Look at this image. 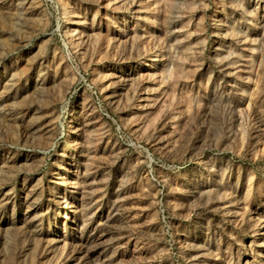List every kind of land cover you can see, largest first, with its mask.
<instances>
[{
    "label": "rangeland",
    "instance_id": "374dc122",
    "mask_svg": "<svg viewBox=\"0 0 264 264\" xmlns=\"http://www.w3.org/2000/svg\"><path fill=\"white\" fill-rule=\"evenodd\" d=\"M0 264H264V0H0Z\"/></svg>",
    "mask_w": 264,
    "mask_h": 264
}]
</instances>
